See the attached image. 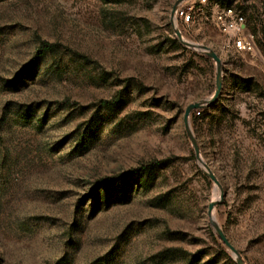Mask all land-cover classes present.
Wrapping results in <instances>:
<instances>
[{
    "label": "rangeland",
    "instance_id": "rangeland-1",
    "mask_svg": "<svg viewBox=\"0 0 264 264\" xmlns=\"http://www.w3.org/2000/svg\"><path fill=\"white\" fill-rule=\"evenodd\" d=\"M175 1L0 0V264H236L207 214L220 196L215 221L264 264V0H216L243 14L249 52L177 24L221 60L217 99L189 117L218 186L182 122L215 63L176 39Z\"/></svg>",
    "mask_w": 264,
    "mask_h": 264
},
{
    "label": "built area",
    "instance_id": "built-area-1",
    "mask_svg": "<svg viewBox=\"0 0 264 264\" xmlns=\"http://www.w3.org/2000/svg\"><path fill=\"white\" fill-rule=\"evenodd\" d=\"M173 19L176 24L185 26H192L200 21L214 24L228 35L236 50L249 52L254 46L252 37L243 33L244 16L235 12L231 6H221L216 0H184L175 9Z\"/></svg>",
    "mask_w": 264,
    "mask_h": 264
},
{
    "label": "water",
    "instance_id": "water-1",
    "mask_svg": "<svg viewBox=\"0 0 264 264\" xmlns=\"http://www.w3.org/2000/svg\"><path fill=\"white\" fill-rule=\"evenodd\" d=\"M184 0H176L175 3L173 4V7L170 11V24L172 26V30L173 33L176 37V39L184 46L192 48L194 50H196L197 52L209 57L211 60H213V62L215 63V68H216V74H215V89L213 94L207 98V99H202L193 103L188 104L182 114V122H183V126L185 129V132L191 142V145L193 147V151H194V155L196 157V159L200 162V164L203 166L205 173L207 174V176L209 177V179H211V181L215 184V185H219L217 178L215 177V175L210 171V169L208 168V166L202 162L200 156H199V149H198V145L196 143V140L194 138V135L191 131L190 128V121H189V117L192 111L197 110L207 104L212 103L213 101H215L220 93V89H221V60L219 58V56L210 48H208L205 45L202 44H198V43H193V42H189L187 40H185L177 26V24L175 23L173 16H174V11L177 8V6ZM221 200V196L219 198ZM220 200H215V201H211L208 204V208H207V214L210 220V224L213 227L218 239L220 240V242L230 251V253L232 254L234 261L236 264H245L241 255L239 254V252L236 250V248L228 241V239L226 238L225 234L223 233L222 229L220 228V226L218 225V223L215 221L214 216L212 214V210L214 208V206H216Z\"/></svg>",
    "mask_w": 264,
    "mask_h": 264
},
{
    "label": "trees",
    "instance_id": "trees-1",
    "mask_svg": "<svg viewBox=\"0 0 264 264\" xmlns=\"http://www.w3.org/2000/svg\"><path fill=\"white\" fill-rule=\"evenodd\" d=\"M243 15V14H242ZM53 46L51 44H48L46 42H43L42 43V46L36 51L35 55H34V59L36 58H39L41 57L46 51H50V49L52 48ZM119 101V98L118 97H114L112 99H109V100H100L99 102L102 104V105H105L106 107L107 106H110V105H116L117 102ZM200 112V110H194L192 111L193 114H195L196 112ZM191 112V113H192ZM145 166L142 167V169H144ZM125 181V178L124 176H116V177H109V178H103L101 180H99L94 186L93 188H91V195H95L97 196L98 195V186L102 187V188H106V187H109L111 186L112 184H117L118 182L122 183Z\"/></svg>",
    "mask_w": 264,
    "mask_h": 264
}]
</instances>
